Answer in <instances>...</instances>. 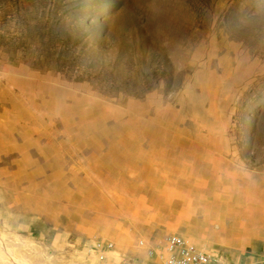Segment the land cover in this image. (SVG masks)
I'll return each instance as SVG.
<instances>
[{"label":"rangeland","instance_id":"obj_1","mask_svg":"<svg viewBox=\"0 0 264 264\" xmlns=\"http://www.w3.org/2000/svg\"><path fill=\"white\" fill-rule=\"evenodd\" d=\"M175 233L264 264V0H0V264Z\"/></svg>","mask_w":264,"mask_h":264},{"label":"built area","instance_id":"obj_2","mask_svg":"<svg viewBox=\"0 0 264 264\" xmlns=\"http://www.w3.org/2000/svg\"><path fill=\"white\" fill-rule=\"evenodd\" d=\"M149 255L160 257L162 264H211L208 251L189 237L178 233L167 238L163 251L150 249Z\"/></svg>","mask_w":264,"mask_h":264},{"label":"bare ground","instance_id":"obj_3","mask_svg":"<svg viewBox=\"0 0 264 264\" xmlns=\"http://www.w3.org/2000/svg\"><path fill=\"white\" fill-rule=\"evenodd\" d=\"M179 204H176L175 206H178ZM241 235V234H240Z\"/></svg>","mask_w":264,"mask_h":264}]
</instances>
